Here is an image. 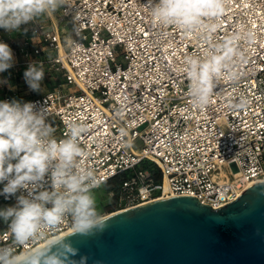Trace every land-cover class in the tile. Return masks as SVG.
<instances>
[{
    "label": "built area",
    "instance_id": "built-area-1",
    "mask_svg": "<svg viewBox=\"0 0 264 264\" xmlns=\"http://www.w3.org/2000/svg\"><path fill=\"white\" fill-rule=\"evenodd\" d=\"M146 3L64 0L20 33L0 29L14 57L0 86L27 85L24 72L37 61L41 85L62 78L58 89L22 102L47 108L57 139L70 123L86 125L81 164L100 182L94 190L108 188L113 211L178 195L216 209L264 181V0H224L222 14L205 17L191 34L157 23ZM236 36L239 55L215 79L209 104L193 106L186 59ZM15 203L0 195V208ZM69 229L65 221L49 238ZM5 244L11 235L0 220Z\"/></svg>",
    "mask_w": 264,
    "mask_h": 264
},
{
    "label": "clouds",
    "instance_id": "clouds-1",
    "mask_svg": "<svg viewBox=\"0 0 264 264\" xmlns=\"http://www.w3.org/2000/svg\"><path fill=\"white\" fill-rule=\"evenodd\" d=\"M63 2L0 0V29L9 35L20 33L22 25L55 12ZM145 6L157 23L191 34L202 26L205 17L222 14L224 0H147ZM239 38L226 39L202 58L186 59L183 71L193 106L203 108L209 104L215 79L239 55L235 47ZM13 63L12 49L0 41V73ZM44 75L42 61L29 64L24 79L31 91H41ZM86 130V125L73 122L57 139L56 128L48 122L47 108H38L31 101H0V195L6 200L16 198L15 205L0 208V220L7 225L12 240L11 245H0V264H88V256L79 255V249L66 238L24 249L33 241L47 240L65 221L72 235L85 238L108 227L109 217L99 209L94 194L100 182L91 169L81 164L85 155L81 137Z\"/></svg>",
    "mask_w": 264,
    "mask_h": 264
},
{
    "label": "water",
    "instance_id": "water-1",
    "mask_svg": "<svg viewBox=\"0 0 264 264\" xmlns=\"http://www.w3.org/2000/svg\"><path fill=\"white\" fill-rule=\"evenodd\" d=\"M261 191L264 181L216 209L192 195L158 199L110 212L103 232L61 238L88 264H264Z\"/></svg>",
    "mask_w": 264,
    "mask_h": 264
},
{
    "label": "rangeland",
    "instance_id": "rangeland-1",
    "mask_svg": "<svg viewBox=\"0 0 264 264\" xmlns=\"http://www.w3.org/2000/svg\"><path fill=\"white\" fill-rule=\"evenodd\" d=\"M57 78H58L57 84L52 85L49 83H44L43 85H41V91L34 93V94L31 93V90L29 89L28 85H16V84H14V85H11L9 87L4 86V88H3L4 89V95L8 94L12 100L16 99V100H20V101H25V100L31 98L32 96L42 95L43 93H45L49 90L58 89L59 84L63 83V80L60 76ZM61 89H63V87ZM66 91L77 92V91H79V89H77V87H73V88L69 87V88H66ZM94 194L96 196L97 205L103 213L109 214L110 212H112L113 210H115L117 208V206L109 198L108 188L101 187L100 189L94 190Z\"/></svg>",
    "mask_w": 264,
    "mask_h": 264
},
{
    "label": "bare ground",
    "instance_id": "bare-ground-1",
    "mask_svg": "<svg viewBox=\"0 0 264 264\" xmlns=\"http://www.w3.org/2000/svg\"><path fill=\"white\" fill-rule=\"evenodd\" d=\"M71 232H72V229H69V230L64 231V232H62V233L56 234V235L50 237L48 240H46V241H44V242L38 244L36 247H44L46 244L50 243L51 240H53V239H57V238H61V237H63L64 235H66V234H68V233H71Z\"/></svg>",
    "mask_w": 264,
    "mask_h": 264
},
{
    "label": "crops",
    "instance_id": "crops-1",
    "mask_svg": "<svg viewBox=\"0 0 264 264\" xmlns=\"http://www.w3.org/2000/svg\"><path fill=\"white\" fill-rule=\"evenodd\" d=\"M4 87L0 86V99L4 97Z\"/></svg>",
    "mask_w": 264,
    "mask_h": 264
},
{
    "label": "trees",
    "instance_id": "trees-1",
    "mask_svg": "<svg viewBox=\"0 0 264 264\" xmlns=\"http://www.w3.org/2000/svg\"><path fill=\"white\" fill-rule=\"evenodd\" d=\"M119 179V178H118Z\"/></svg>",
    "mask_w": 264,
    "mask_h": 264
}]
</instances>
